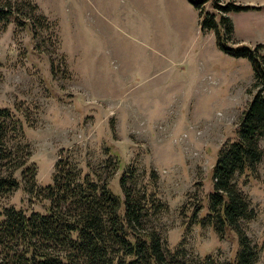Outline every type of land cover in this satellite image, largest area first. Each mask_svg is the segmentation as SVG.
Listing matches in <instances>:
<instances>
[{
	"label": "rangeland",
	"instance_id": "obj_1",
	"mask_svg": "<svg viewBox=\"0 0 264 264\" xmlns=\"http://www.w3.org/2000/svg\"><path fill=\"white\" fill-rule=\"evenodd\" d=\"M11 1L35 35L30 24L0 23V107L19 121L8 146L27 153L36 174L17 171L19 185L0 193V209L44 211L35 194L68 156L118 195L129 174L128 188L161 202L142 228L160 235L167 258L233 259L235 233L220 237L203 217L217 154L236 139L256 91L250 63L224 54L214 32L201 31L199 9L188 0ZM212 1L201 9L218 19ZM220 1L255 7L225 13L234 27L227 45L261 43L264 54V0ZM259 147L255 171L234 178L255 211L242 222L259 251L254 264H264V136Z\"/></svg>",
	"mask_w": 264,
	"mask_h": 264
},
{
	"label": "trees",
	"instance_id": "obj_2",
	"mask_svg": "<svg viewBox=\"0 0 264 264\" xmlns=\"http://www.w3.org/2000/svg\"><path fill=\"white\" fill-rule=\"evenodd\" d=\"M188 1L199 9L201 31L214 32L224 54L245 58L252 69L256 91L242 112L236 139L217 154L212 168L213 189L208 194L203 219L218 236L233 232L237 237L235 255L225 264H254L259 251L242 222L254 219L255 211L234 178L255 171L262 157L259 140L264 136L263 44L228 46L234 27L225 13L255 7L213 0L212 8L219 14L216 19L214 12H202L201 4L207 0ZM24 5L30 6L27 2ZM31 8L34 10L35 6ZM18 12L11 0H0V23L12 20L19 25L30 24L35 35L32 22ZM40 17L35 19L39 21ZM18 122L9 108L0 107V193L18 187L17 171L22 178L27 172L33 177L36 174L34 166L26 165L27 153L23 158L18 156L6 142L8 132ZM109 153L119 165L115 154L110 150ZM67 157L56 161L51 182L35 194L45 200L44 211L25 212L13 206L0 209V264H185L174 255L167 258L160 235L142 228L145 217L160 209L161 202L152 198V193L128 188L130 175L123 174L118 195L108 180L99 182L88 173L83 174ZM209 260L212 259L205 257L202 262L210 264Z\"/></svg>",
	"mask_w": 264,
	"mask_h": 264
},
{
	"label": "crops",
	"instance_id": "obj_3",
	"mask_svg": "<svg viewBox=\"0 0 264 264\" xmlns=\"http://www.w3.org/2000/svg\"><path fill=\"white\" fill-rule=\"evenodd\" d=\"M251 6V5H250ZM258 6V5H257ZM254 7V6H253Z\"/></svg>",
	"mask_w": 264,
	"mask_h": 264
}]
</instances>
